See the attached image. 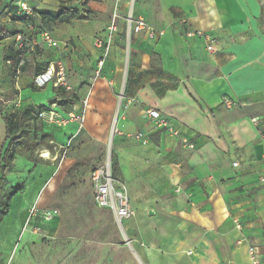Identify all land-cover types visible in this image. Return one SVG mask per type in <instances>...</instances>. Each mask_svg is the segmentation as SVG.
<instances>
[{"label":"crops","instance_id":"obj_1","mask_svg":"<svg viewBox=\"0 0 264 264\" xmlns=\"http://www.w3.org/2000/svg\"><path fill=\"white\" fill-rule=\"evenodd\" d=\"M26 1L34 10L57 11L60 6L58 0ZM119 10L128 11L127 0ZM135 15L164 31L155 42L161 40L164 69L181 83L162 98L151 87L144 88L132 102L138 104L141 119L146 108L171 119L195 148H185L144 118L143 127L128 131L144 132L149 142L141 150H130L124 161L131 207L138 217L128 221L125 235L113 217L124 239V264H252L250 246L260 248L264 264V140L251 121L264 119V70L252 69L256 63L264 69V0H137ZM199 30L213 37L216 54H209L201 39L187 37L188 31ZM142 35L147 37H135ZM226 58H233L228 66L221 64ZM94 91L95 106L103 103L111 111L106 83L99 82ZM225 95L235 102L251 95L254 103L225 113L214 106ZM237 110L245 114L238 116ZM133 111L128 108L127 114ZM4 131L6 135L5 122ZM152 144L167 158L141 159L156 157ZM32 209L20 213L22 222Z\"/></svg>","mask_w":264,"mask_h":264},{"label":"rangeland","instance_id":"obj_2","mask_svg":"<svg viewBox=\"0 0 264 264\" xmlns=\"http://www.w3.org/2000/svg\"><path fill=\"white\" fill-rule=\"evenodd\" d=\"M19 2L0 0L1 156L7 147L4 144V118L29 115L23 120V130L28 133L25 134L24 148L17 150L13 165L4 174L0 169V214L12 190L22 185V191L9 202L11 213L3 217L4 222H0V253L6 256L0 260V264L123 262L127 258L122 250L124 239L111 211L98 208L93 200L92 172L110 155L115 180L128 190V166L124 161L129 158L130 150L144 148L141 143L125 136L130 133L128 131L143 127L140 108L132 100L138 92L152 85H157V91L164 87H178L180 84L177 86V82L167 81L168 75L179 83L181 81L164 69V55L158 48L161 40L155 42L143 35L137 38L135 35L128 41L125 24L127 12L116 11L115 0H58L59 8L64 5L78 9L90 20L72 22L68 26L50 25L48 28L43 27L40 17L36 15L37 19L33 17L31 21H23L19 14ZM136 3L137 0L135 7ZM116 14L118 18L115 19ZM20 23H30L33 28L31 30ZM114 25L116 29L112 30ZM43 32H48L59 47H49L44 42ZM17 33L28 38L30 44L28 61L20 75L8 64V59H13L16 53L14 38ZM98 38L110 44L108 53L104 47L96 45ZM223 60L221 64L228 66L233 58ZM60 66L65 68L69 90L56 89L51 82L43 87L36 84L39 75L50 67L57 70ZM100 67L101 74L97 77ZM252 69L256 72L264 70L257 63ZM217 73L221 74V71L217 69ZM102 81L107 89L104 95L112 102L111 111L106 110L103 103L97 106L93 103L94 90ZM250 84L246 77L245 85ZM41 88L44 90H39ZM61 92L66 97L77 95L75 104L66 107L56 104V108H53ZM251 95L235 100L245 106L248 103L251 108L254 103L250 102L253 99ZM224 97L226 95L221 96L214 106L228 113ZM86 99L87 106L84 104ZM131 107L134 111L129 116L127 111ZM48 108L58 110L65 124H50L41 118V111ZM237 112L238 116L245 114L242 110ZM80 114L84 116L83 127L76 120ZM114 125L118 126L119 133L112 135ZM255 129L264 140V132L258 127ZM150 147L153 149L152 156L156 157L141 159L167 158L166 153L153 144ZM46 151L49 159L42 158ZM30 208L35 209L37 215H28L26 221L24 217L26 225L21 229L23 222L20 213H29ZM128 221H124V230Z\"/></svg>","mask_w":264,"mask_h":264},{"label":"built area","instance_id":"obj_3","mask_svg":"<svg viewBox=\"0 0 264 264\" xmlns=\"http://www.w3.org/2000/svg\"><path fill=\"white\" fill-rule=\"evenodd\" d=\"M122 1L123 0H115L116 11H119ZM127 3L128 11L127 17H125V24L128 41H130L133 36L139 35L141 33H144L150 40L156 41L157 39H159V37L162 36L164 32L158 31L155 27L150 25L144 17L135 15V0H127ZM18 7L21 15L34 16V9H32L28 5L26 0L20 1L18 3ZM116 18H118L117 14L115 16V19ZM111 29L115 30L116 26L114 25ZM43 37L44 42L49 47H59L58 42L51 39L48 32H43ZM187 37L191 39L197 38L204 41L206 51H208L210 54H216L218 52L215 47V41L213 37L202 30L188 31ZM15 42V52L17 56L14 60H9L8 64L12 66L17 75H20L22 68L27 64L28 61L27 51L30 50V44L29 39L24 37L22 34L15 36ZM96 45L99 48L104 47V50L107 53L111 47L109 43H104V41L99 38L96 39ZM100 64L102 66L103 62ZM101 69L102 67H100L97 71V77L100 76ZM35 82L40 87H43L47 83L51 82V84L56 89L63 88L65 90H69L66 71L62 66H60L57 70L55 69V67H50L47 72L39 75L36 78ZM223 101L228 109H232L236 105H241V103L235 102L230 98H224ZM87 103L88 100L86 99L84 101V104L87 106ZM40 117L49 121L50 124H65V120L61 119L62 117L55 111V109H43L41 111ZM143 118L154 129L162 130L168 135L179 140L185 148L191 150L195 148V144L188 138L183 137L180 131L176 129L175 125L172 123V120L164 116L160 111L154 108H146L143 111ZM76 120L83 127L84 116L80 114L76 117ZM251 121L255 127L260 128L261 132H264V119L256 117ZM114 127L115 125L113 126V128ZM115 131V134L119 133L118 126L115 128ZM125 136H127V138L130 140L141 143L142 145H147L149 142L148 137L142 131L130 132L128 134H125ZM237 166L238 163H235L234 167ZM91 182L93 190V200L96 206L100 209H108L109 211H111L117 226L121 231H124V221L130 220L135 217L136 212L131 207L130 195L128 193V190L114 178L110 155H108L105 161L97 168H95V170L92 172ZM35 212L36 210L32 209L30 212V216H35L37 214ZM245 241L246 240L243 239L240 243ZM260 254L261 252L259 247L250 246L249 257L252 264H263Z\"/></svg>","mask_w":264,"mask_h":264},{"label":"trees","instance_id":"obj_4","mask_svg":"<svg viewBox=\"0 0 264 264\" xmlns=\"http://www.w3.org/2000/svg\"><path fill=\"white\" fill-rule=\"evenodd\" d=\"M34 15L39 16L43 27L48 28L50 25H63V24H70L74 21H89V17L82 15L78 9L68 8L62 5L57 11L53 10H34ZM23 21H31L33 17L23 16ZM12 52V51H10ZM17 54L14 53L13 59L16 58ZM168 75V74H167ZM167 81L169 82H177V86L179 82L172 76L168 75ZM157 85H152L151 88L156 93L158 98H162L166 95L167 92L175 90L177 87H164L157 91ZM42 91V90H41ZM124 95V93H123ZM77 100V95L72 94L66 97L62 92L58 93L57 99H55L54 104L59 105L60 107H66L68 105H74L75 101ZM29 115L23 114L18 116H11L4 118V122L6 125V135L4 144H7V147L1 156L0 154V169L1 173L4 174L6 170L13 165L15 154L19 148H24V139L26 133L23 130V120L27 118ZM1 150V149H0ZM22 191V185H17L10 195L7 198V203L5 207L2 209L0 214V222L2 221L3 217L8 215L9 213V202L11 201L12 197L15 196L17 193Z\"/></svg>","mask_w":264,"mask_h":264},{"label":"bare ground","instance_id":"obj_5","mask_svg":"<svg viewBox=\"0 0 264 264\" xmlns=\"http://www.w3.org/2000/svg\"><path fill=\"white\" fill-rule=\"evenodd\" d=\"M123 79H124V78H123ZM123 93H124V92H122V94H121V98L123 97ZM118 118H119V117H118ZM115 128H116V126H115ZM115 128L113 129L112 135L116 133ZM42 158L49 159V158H50L49 153L46 151V152L42 155Z\"/></svg>","mask_w":264,"mask_h":264},{"label":"water","instance_id":"obj_6","mask_svg":"<svg viewBox=\"0 0 264 264\" xmlns=\"http://www.w3.org/2000/svg\"><path fill=\"white\" fill-rule=\"evenodd\" d=\"M122 99H123V97H122ZM122 99H120L121 101H122ZM121 101H120V104H121ZM149 215L150 216H153L154 215V211H152V210H150L149 211ZM123 233H124V231H122ZM124 235H125V233H124ZM127 241V240H126ZM129 244H130V242H128Z\"/></svg>","mask_w":264,"mask_h":264}]
</instances>
